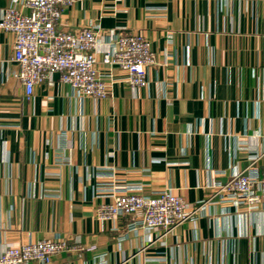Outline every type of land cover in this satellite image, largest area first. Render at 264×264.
I'll list each match as a JSON object with an SVG mask.
<instances>
[{"label":"crops","instance_id":"obj_1","mask_svg":"<svg viewBox=\"0 0 264 264\" xmlns=\"http://www.w3.org/2000/svg\"><path fill=\"white\" fill-rule=\"evenodd\" d=\"M13 5L0 0V17ZM91 25L151 41L147 87L99 52L106 99L73 95L58 74L27 99L0 29V247L60 236L69 248L49 264H264V209L215 205L166 235L96 216L112 183L193 205L253 161L264 169V0H85L61 20Z\"/></svg>","mask_w":264,"mask_h":264},{"label":"built area","instance_id":"obj_2","mask_svg":"<svg viewBox=\"0 0 264 264\" xmlns=\"http://www.w3.org/2000/svg\"><path fill=\"white\" fill-rule=\"evenodd\" d=\"M84 1L22 0L21 8L13 5L2 13L0 29L14 35L12 60L27 99L37 85L53 81L56 74L63 84L69 85L73 95L82 99H106L112 73L100 69L99 52L103 65H117L126 73L132 89L149 85L148 69L157 61L151 41L143 34L111 31L104 36L99 32V25L86 26L76 33L61 27L66 11ZM103 44L106 47L101 50ZM255 162L233 172L225 183H213V196L193 205L169 190L146 196L142 193V184L112 183V200L98 207L97 219L130 216V231H162L166 235L186 221H197L207 215L215 205L250 213L260 211L264 209V169L261 171ZM68 248L67 241L60 236L4 246L0 247V264L32 261L49 264L54 254Z\"/></svg>","mask_w":264,"mask_h":264}]
</instances>
